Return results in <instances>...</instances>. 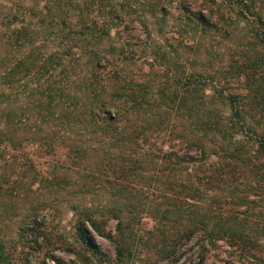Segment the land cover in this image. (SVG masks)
<instances>
[{"label":"trees","instance_id":"16d2710c","mask_svg":"<svg viewBox=\"0 0 264 264\" xmlns=\"http://www.w3.org/2000/svg\"><path fill=\"white\" fill-rule=\"evenodd\" d=\"M171 5L169 0H0V196L7 195L18 166L12 155L25 147L24 139L50 149L67 147L71 167L81 169L82 185L99 180L108 196L126 192L125 182L159 191L146 201L132 192L128 197L143 203L140 213L155 221L145 256L135 246V212L125 209V201L71 202L79 248L68 249L85 251L92 264H179L196 246L198 261L190 264H203L205 251L219 242L227 249L225 264H264V207L262 224L255 222L257 203L264 202V21L254 33L259 54L232 58L216 75L197 78L158 64L175 52L172 44L155 39L148 13H164ZM182 10L203 34L218 28L202 11ZM137 23L147 39L134 43L125 34ZM139 61L147 62L149 71L135 79L129 65ZM152 76L158 77L150 81ZM230 82L241 86L229 92L218 87ZM149 99L157 108L147 106ZM35 102L44 107L42 120L59 122L58 129L42 123L32 130L13 120ZM161 107L185 113L170 120ZM27 132L31 137H20ZM189 146L199 155L183 154ZM30 220L34 230L36 219ZM112 220L115 229L108 226ZM89 227L109 239L114 255L90 239ZM3 232L0 228V264H26L32 244L18 252L15 239Z\"/></svg>","mask_w":264,"mask_h":264},{"label":"rangeland","instance_id":"374dc122","mask_svg":"<svg viewBox=\"0 0 264 264\" xmlns=\"http://www.w3.org/2000/svg\"><path fill=\"white\" fill-rule=\"evenodd\" d=\"M169 1L173 2V5L167 6L164 13L156 15L148 13L149 25L155 39L173 45L172 49L174 48L175 53L158 61V64H163L169 68L168 70L174 73L178 70H186V73H192L197 78H201L199 77L201 74L204 75L203 78H209L220 70L228 68L232 58L237 60L242 55L251 54L255 57L257 53L259 54L257 45L260 43L258 38L254 37V33L255 29L261 26L260 20L264 21V0ZM184 6L193 11H202L211 18V25H216L218 28L215 30L212 28L213 31L203 34L194 21L186 18L187 13L182 10ZM125 36L132 37L134 43L140 38L147 39L146 32L138 23L132 30L127 31ZM129 66H131L129 71L135 79L139 76L145 77V73L147 74L149 71V65L145 61L132 63ZM158 72L159 75L162 74L161 70ZM156 77L152 76L149 79L154 81ZM160 77L165 79L166 75ZM169 80L172 82L173 78ZM240 86L233 82L226 86L218 85L221 89L223 87L224 92L237 91ZM14 98L8 99L13 100ZM148 102L147 106L157 108L153 100L149 99ZM32 107L20 110L13 120L21 124L22 128H32V130L42 123L54 127L55 130L59 128V122L42 120V108L44 107L41 104L35 102ZM161 108V113L164 111L163 115L166 114V111L169 112L167 115L170 120H179L178 117L185 113V111H181L183 113L179 115L176 108L172 110ZM189 108H186L187 114ZM187 126L190 128L189 124ZM64 131L61 127L60 136H64ZM31 135L30 132H27L22 133L20 137L29 138ZM23 145L24 148L13 152L12 156L16 158L18 166L14 167L15 170L10 175V182L6 185L8 187L7 195L0 196V214L4 212V216L0 218V228L8 239L10 237L15 239L18 252L24 248H30L28 244H32L33 247L29 251L30 255L26 264H38L43 259L44 264H57L46 253L55 255L63 264H92L82 255L88 256L85 251L78 249L81 254H77L68 249L69 246L79 248L78 224L72 209L75 203H71L75 200L79 201L78 204L88 203L92 200L99 205H104L106 199L110 202L125 201V209L135 212L132 224V227L135 228L133 234L135 246L138 245L137 251L145 256L148 249L145 245L147 232L153 229L155 221L147 214L140 213L144 208L143 203L135 198L128 199V197H132L133 193L134 196H141L144 201L147 197L149 200L155 199L159 192L157 187H146L141 184L131 185L132 183L125 182L123 184L128 186V189L123 191L126 192L121 193L117 190L114 196L112 194L108 196L106 192L98 188L99 180L96 184L82 185V180L79 178L82 176L81 169L78 166L74 169L71 167V161L67 159V147L56 146L54 149H50L43 142L32 143L28 139L23 140ZM183 149L182 153L188 156L199 155L195 146ZM95 160L97 158L94 155L92 161ZM12 161H14L13 158L10 162ZM71 197L72 201H69ZM262 203L264 202L257 203L259 205L255 219V222H261V224L263 220L260 211L262 212L264 207ZM34 217L37 227H34L33 230L29 223L32 221L30 219ZM108 226L115 229L117 221L112 220ZM260 232L262 233L261 230ZM89 236L103 250L112 255L115 254L109 239L97 235L92 230ZM34 240L37 242H33ZM197 250L198 246L186 254L179 264H190L193 259L198 261L197 253H195ZM226 250L223 242H219L216 247H208L203 254V264H225ZM251 263L254 262L251 260Z\"/></svg>","mask_w":264,"mask_h":264}]
</instances>
